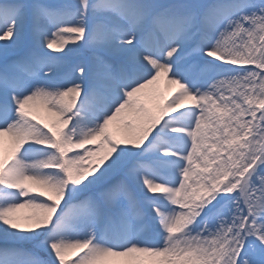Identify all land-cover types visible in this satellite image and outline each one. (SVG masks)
Instances as JSON below:
<instances>
[{
  "label": "snow or ice",
  "instance_id": "obj_1",
  "mask_svg": "<svg viewBox=\"0 0 264 264\" xmlns=\"http://www.w3.org/2000/svg\"><path fill=\"white\" fill-rule=\"evenodd\" d=\"M0 264H264V0H0Z\"/></svg>",
  "mask_w": 264,
  "mask_h": 264
},
{
  "label": "rangeland",
  "instance_id": "obj_2",
  "mask_svg": "<svg viewBox=\"0 0 264 264\" xmlns=\"http://www.w3.org/2000/svg\"><path fill=\"white\" fill-rule=\"evenodd\" d=\"M160 87H161V90H163V88H164L163 84H161ZM20 211H21L22 214H24V213H28L30 210H28V209H22ZM73 258H74V255H71V254L68 257V259H73Z\"/></svg>",
  "mask_w": 264,
  "mask_h": 264
}]
</instances>
